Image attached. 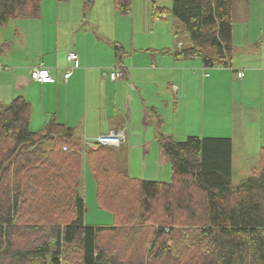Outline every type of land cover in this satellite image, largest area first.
Returning <instances> with one entry per match:
<instances>
[{
	"label": "trees",
	"instance_id": "16d2710c",
	"mask_svg": "<svg viewBox=\"0 0 264 264\" xmlns=\"http://www.w3.org/2000/svg\"><path fill=\"white\" fill-rule=\"evenodd\" d=\"M41 1L0 0V28L38 18ZM95 1L83 0L84 16ZM234 1L171 0L150 14H170L186 34L190 44L170 51L175 59L227 66ZM112 2L119 14L131 12V0ZM8 47L0 42V53ZM30 116L23 97L0 102V264H264V148L233 188L230 138L175 141L160 133L159 158L171 179L141 180L116 165V148L92 142L91 149L54 118L33 132ZM87 171L110 226L85 224ZM34 232L39 243L25 247Z\"/></svg>",
	"mask_w": 264,
	"mask_h": 264
},
{
	"label": "crops",
	"instance_id": "0c3cea01",
	"mask_svg": "<svg viewBox=\"0 0 264 264\" xmlns=\"http://www.w3.org/2000/svg\"><path fill=\"white\" fill-rule=\"evenodd\" d=\"M256 3L234 1L232 22L238 12L240 37L249 44H260L261 52L235 57L233 51L227 66L205 68L200 59L173 57L180 45L190 43L180 28L181 40L173 27L159 25L165 21L161 17L150 14L149 31L148 17L131 26L126 20L96 19L88 15L89 10L84 16L83 0H42L38 18L14 21L15 54L3 56L12 51L10 45L0 53V102L26 99L31 105L29 127L33 132L54 118L81 135L87 145L110 136L109 147H125L126 160L121 164L128 173L134 162L148 164V155L151 164H158L160 133L173 139L179 136V141L197 134L189 127L195 116L197 129L202 130L200 138L211 123L217 133L214 138L231 139L232 168L235 137L253 153L248 156L255 154L258 160L264 148V5L259 4V12L252 11ZM114 11L121 15L115 7ZM177 38L175 45L173 39ZM232 40L235 50L233 29ZM114 44L121 48L120 58ZM70 51L77 55L72 64L66 58ZM37 64L49 70L50 81L40 84L31 80L30 72ZM68 71L71 75L64 80ZM111 72L121 76L112 80ZM230 83L237 85L238 108L227 116L229 105L234 104ZM218 89H228V94H215ZM180 120L183 127L176 129L175 121ZM128 151L141 155L131 157L129 163Z\"/></svg>",
	"mask_w": 264,
	"mask_h": 264
},
{
	"label": "rangeland",
	"instance_id": "374dc122",
	"mask_svg": "<svg viewBox=\"0 0 264 264\" xmlns=\"http://www.w3.org/2000/svg\"><path fill=\"white\" fill-rule=\"evenodd\" d=\"M237 0H235L236 2ZM242 2V1H240ZM256 6L252 9V11H257L259 4L262 6L264 5V0H256ZM262 2V3H260ZM113 2L112 0H97L94 6L89 10L88 15H91L95 17L96 19L99 20H115L122 22L124 20L128 21L131 26H136V22H139L142 20L143 17H148V22H147V30L151 31V16H150V9L153 4L156 6H163L170 8L171 6V0H131V13L127 16H121L115 13L114 7H113ZM263 10V7H262ZM261 10V11H262ZM263 14V13H262ZM164 22L159 23V25H164L166 24L171 27H173L179 35L177 31L178 23L175 21V19L169 14L165 19ZM14 21L16 20H10V22L5 25L4 27L0 28V42H8L9 45L12 48V51H9L5 53L3 56H6V54H11L13 56L15 54V51L13 50L14 42L17 41V35L13 32L12 26L15 24ZM239 17H238V12L234 13L233 17V22H232V29L234 32V47L236 55L235 57L238 56H243V55H256L261 52L260 49V44H249L247 40L244 38L240 37V29H239ZM179 28V27H178ZM135 31V30H134ZM183 32V31H182ZM132 33V30H131ZM264 35V33H262ZM183 35H179V39H182ZM173 39L175 45H177V40ZM264 39V37H263ZM262 50L264 54V42L262 45ZM10 59H14L13 57H9ZM197 61L200 62V60L196 59ZM237 85L233 83H230L229 85V94L230 97L233 96L234 92V104L231 106L229 105V111L227 112V116H229L232 113H236L237 111V98L235 97V94H237ZM215 94H228V89H226L224 92L222 89H218L215 91ZM231 99V98H230ZM6 104V103H5ZM258 114V113H257ZM197 117L195 116L194 121H192L191 125L189 126L192 131V133H197L193 134L191 136L198 135L199 137H202V130L200 128L197 129ZM183 121L180 120L179 123L175 121V128H182L183 127ZM224 124V123H222ZM214 124H207L204 127V137H217L215 128L213 126ZM34 129V127L32 128ZM32 131V130H31ZM82 139H84L81 135H79ZM180 137L176 136L174 140L179 141ZM186 139V138H184ZM183 139V140H184ZM182 141V140H181ZM85 142V140H84ZM234 157H233V168H232V176H231V183L233 188H237L241 182L248 176L250 172L256 167L257 165V158L256 155L249 157L248 154L253 155L250 150H248L247 146L243 145L239 137H235L234 140ZM87 147H90L91 149L94 147L86 145ZM141 155V152H130L128 151L127 157H128V162L130 163V158L134 156H139ZM151 155L147 156L148 164L145 161V164L142 166V163L139 165L138 162H134L133 166H131L129 170V175L132 178H138V179H143V180H156L160 182H169L171 177L169 176V164L167 162L161 163L159 160V153H158V164L157 161H154L151 164ZM126 160V151L125 147H122L120 149L116 150V158L115 162L118 167H120L122 162H125ZM156 165V166H155ZM145 166V169H144ZM156 175V176H154ZM84 199H85V224L91 225V226H110L113 223V217L110 213L101 210L98 208L96 201H95V182L91 176V174L87 171L85 173L84 177ZM23 241H26L25 247L29 248L30 247V242H34V244L39 243V240L36 239V232L28 236L27 238L23 239ZM22 241V242H23ZM20 243V242H19ZM18 243V244H19ZM31 264H36V263H31Z\"/></svg>",
	"mask_w": 264,
	"mask_h": 264
},
{
	"label": "built area",
	"instance_id": "2783aa9c",
	"mask_svg": "<svg viewBox=\"0 0 264 264\" xmlns=\"http://www.w3.org/2000/svg\"><path fill=\"white\" fill-rule=\"evenodd\" d=\"M66 58H67V62L72 64L77 59V55L75 52L70 51L68 52ZM70 75H71L70 71L66 72L63 76L64 80H67L70 77ZM241 75L242 73L239 74V76ZM110 76L112 80H115L119 78L121 74L118 72H111ZM30 78L32 81L40 84L44 82H48L51 79L49 75V70H47V68H44L41 64H37L35 67H33V69L30 72ZM107 140H109L110 142H107ZM97 142L109 146V143H112V139L110 138V136H102L97 139Z\"/></svg>",
	"mask_w": 264,
	"mask_h": 264
}]
</instances>
